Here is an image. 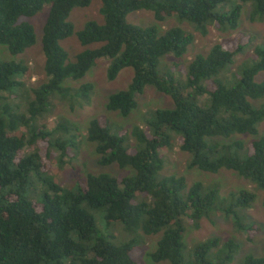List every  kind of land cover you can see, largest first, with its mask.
<instances>
[{
    "label": "trees",
    "instance_id": "16d2710c",
    "mask_svg": "<svg viewBox=\"0 0 264 264\" xmlns=\"http://www.w3.org/2000/svg\"><path fill=\"white\" fill-rule=\"evenodd\" d=\"M238 1L101 0L104 23L85 24L76 34L84 49L69 61L59 42L73 35L68 21L73 9L85 8L91 0H0V44L12 55L35 42L33 27L23 19L50 6L41 38L46 80L25 113L10 101L24 87L22 80L30 78V70L0 58V264H140V234L159 235L148 254L153 264H230L238 246L233 241L220 244L210 238L192 247L185 243L188 227L197 228L216 213L230 219L247 242L253 241L259 229L242 213L251 207L253 193L241 190L223 207L225 198L216 188L202 182L188 187L184 177L161 175L163 152L179 138L180 150L190 156V169L232 171L264 193V136L256 137L264 122V103L253 104L264 101V81H255L264 72V45L256 46L253 58L229 77L230 66L251 44L241 34L196 55L186 71L179 68L178 79L158 70L164 56L182 58L193 43L192 34L179 27L162 30L159 24L169 19L186 22L202 35L209 25L233 31L243 4L251 5V19L264 18V0ZM140 10L152 12L156 23L141 28L126 21L129 13ZM104 59L112 62L111 80L122 69H133L128 89L109 97L108 111L128 116L146 86L169 96L173 108L151 112L147 130L133 128L134 145L105 118L91 120L86 138L94 145L98 164L129 168L131 175L88 174L72 190L65 189L49 167L52 157L59 168L65 158L71 159L68 150L74 142L57 136L66 131L65 123L59 120L48 129L39 118L53 95L70 100L72 82ZM86 87L79 89L83 98ZM245 135L256 138L246 144L216 140ZM33 185L43 189L33 190ZM93 213L102 215L107 226L121 224L132 236L112 244L99 234ZM239 264H264V248Z\"/></svg>",
    "mask_w": 264,
    "mask_h": 264
},
{
    "label": "rangeland",
    "instance_id": "374dc122",
    "mask_svg": "<svg viewBox=\"0 0 264 264\" xmlns=\"http://www.w3.org/2000/svg\"><path fill=\"white\" fill-rule=\"evenodd\" d=\"M238 3V0H232ZM240 3V2H239ZM102 8L101 0H91L89 6L85 8H75L71 12L68 21L73 26V35L59 42L62 49L66 52L68 60H74L77 53L84 48L77 40L76 34L83 29L86 23L95 22L98 25L104 23V18L100 13ZM50 6L45 5L40 11L30 18H24L34 30L35 42L32 46L25 49L24 52L17 55L9 53L6 46L0 44V58L7 62H21L28 66L30 70V78L22 80L24 87L19 93L12 98L10 103L18 106L20 112L25 113L27 105L30 101L36 99L35 92L46 80L44 63L45 58L41 46V38L43 26L49 13ZM252 7L250 4L241 5L240 16L235 30L228 27L220 30L214 25L206 27V34L202 35L197 32L190 24L186 22H178L174 19H169L159 24L162 30L171 27H179L184 31L192 34L193 43L188 47L187 52L182 58L176 59L170 56H164L158 67L160 73L171 74L178 79L180 69L184 72L187 66L198 54L205 55L216 43H222L233 39L237 34H241L250 39V47L244 49L242 56H238L237 60L230 66L228 77L230 74L237 72V67L242 63H248L254 56L256 46L264 45V18L251 19ZM126 21L141 28L154 25L152 12L135 11L126 16ZM240 57V58H239ZM165 58V60H164ZM160 61V62H161ZM111 60H100L85 74L84 78L72 82L70 89L72 98L63 100L59 95H53L49 99L46 112H43L39 118V124L46 126L48 129H53L57 125V121L65 123L66 131H59L64 135V138H70L74 142L73 147H69V158H65V163L62 167H57L55 157L53 164L50 163L49 174L53 176L61 187L72 190L78 182H84L87 175L107 174L116 177L130 176L129 168H119L116 164L110 166H102L98 164L97 156L94 151V145L87 140V129L91 120L95 118H105L117 134L125 136L134 145V138L131 135V130L135 127H140L147 130L145 125L146 119L150 113L157 109L173 108L172 100L169 96L158 92L151 86H146L143 92L136 98V107L131 113L122 117L117 112L108 111L106 108L108 99L111 95L128 89L132 78L133 69L124 68L117 76L111 80L108 77ZM180 68V69H179ZM256 82L264 81V72L260 73L255 78ZM81 86H87L86 96L82 97L80 92ZM79 90V91H78ZM264 101L253 102L254 105H261ZM72 126V127H71ZM264 136V122L258 126V136ZM249 135L235 136L230 139H216L220 143L230 144L235 140L242 141L244 144L255 139ZM177 138V137H176ZM175 146L163 152L164 165L161 171L163 176L184 177L187 186L190 187L195 182H202L204 186H212L217 189L218 194L225 198L222 203L223 207H228L233 201L232 196L237 195L241 190H245L255 195V199L251 207L242 211L245 221L249 224H254L259 232L253 238L252 242H247L246 237L237 232L232 225L230 219L225 218L220 213L203 218L197 228L188 227L185 235V243L187 247H192L197 242L205 241L206 239L215 238L220 244L228 241L236 243L237 252L230 264H239L245 256L260 255L264 248V193L259 190L255 184L240 177L236 173L228 170H220L216 174L202 172L196 168H189L190 156L182 152L179 148V138L175 139ZM33 190H41L42 187L31 186ZM38 192V191H37ZM231 195V196H230ZM230 196V197H229ZM227 197V198H226ZM229 197V198H228ZM232 197V198H231ZM218 202H221L219 200ZM95 223L99 234L105 236L112 244H122L129 240L127 232H124L121 224H113L107 226L99 213H93ZM140 241L137 245L139 251L140 264H153L148 254L154 251L159 235L146 236L140 234ZM155 264H168L167 262Z\"/></svg>",
    "mask_w": 264,
    "mask_h": 264
}]
</instances>
